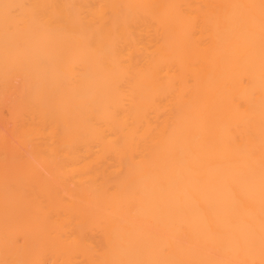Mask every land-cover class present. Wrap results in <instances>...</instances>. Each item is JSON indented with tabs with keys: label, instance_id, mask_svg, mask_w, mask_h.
<instances>
[{
	"label": "bare ground",
	"instance_id": "6f19581e",
	"mask_svg": "<svg viewBox=\"0 0 264 264\" xmlns=\"http://www.w3.org/2000/svg\"><path fill=\"white\" fill-rule=\"evenodd\" d=\"M0 264H264V0H0Z\"/></svg>",
	"mask_w": 264,
	"mask_h": 264
}]
</instances>
